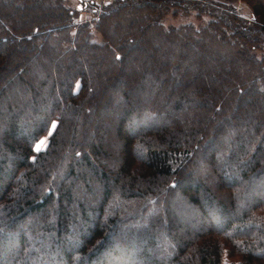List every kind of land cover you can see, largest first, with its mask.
Masks as SVG:
<instances>
[{
  "label": "trees",
  "instance_id": "1",
  "mask_svg": "<svg viewBox=\"0 0 264 264\" xmlns=\"http://www.w3.org/2000/svg\"><path fill=\"white\" fill-rule=\"evenodd\" d=\"M66 1L0 0V264H264V0Z\"/></svg>",
  "mask_w": 264,
  "mask_h": 264
},
{
  "label": "rangeland",
  "instance_id": "2",
  "mask_svg": "<svg viewBox=\"0 0 264 264\" xmlns=\"http://www.w3.org/2000/svg\"><path fill=\"white\" fill-rule=\"evenodd\" d=\"M50 1V0H49ZM86 1H93L96 5L104 6L107 4H110L114 2L115 0H86ZM218 4H224L230 8L235 9L239 14L246 18H250L252 14V9L249 3L245 0H214ZM66 4L74 7L78 5V10H80V13L78 16L74 19L73 23L74 24H79L81 22L85 21H91L92 20V15L89 11L87 10H82L81 4L77 0H67ZM211 19L210 16L203 15L199 16L197 14V11H177L176 9H169L166 11V13L163 15L161 22L164 24L166 28L169 27H181L186 24H192L197 28H201L204 26L209 20ZM121 29H118L120 31ZM94 39L97 41H101V35L95 32ZM257 54H264V50L261 49L260 51H257ZM79 89V83L75 85V90L77 91ZM53 125L52 123L49 132L46 135H43L35 144V148L37 145L41 144V141H44V143L41 145V148H44L47 142V138L49 134L53 130ZM129 264H135L134 262L131 263V261L128 262Z\"/></svg>",
  "mask_w": 264,
  "mask_h": 264
},
{
  "label": "snow or ice",
  "instance_id": "3",
  "mask_svg": "<svg viewBox=\"0 0 264 264\" xmlns=\"http://www.w3.org/2000/svg\"><path fill=\"white\" fill-rule=\"evenodd\" d=\"M53 127H55V125H53ZM43 143H44V141H41V144H39V145L36 146V150H37V151L40 150V147H41V145H42Z\"/></svg>",
  "mask_w": 264,
  "mask_h": 264
}]
</instances>
